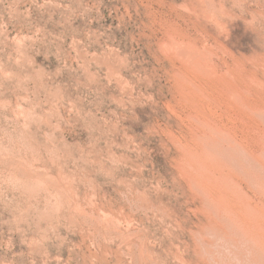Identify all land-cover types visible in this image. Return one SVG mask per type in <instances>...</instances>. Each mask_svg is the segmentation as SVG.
<instances>
[{"label":"rangeland","instance_id":"1","mask_svg":"<svg viewBox=\"0 0 264 264\" xmlns=\"http://www.w3.org/2000/svg\"><path fill=\"white\" fill-rule=\"evenodd\" d=\"M263 134L264 0H0V264H264Z\"/></svg>","mask_w":264,"mask_h":264},{"label":"bare ground","instance_id":"2","mask_svg":"<svg viewBox=\"0 0 264 264\" xmlns=\"http://www.w3.org/2000/svg\"><path fill=\"white\" fill-rule=\"evenodd\" d=\"M252 80V79H251ZM238 93V92H237ZM260 112V111H259ZM260 119V118H259ZM258 134V133H257ZM264 135V134H263ZM216 143V142H215ZM208 144V143H207ZM214 154V153H213ZM221 154V153H220ZM253 156V155H252ZM230 157V156H229ZM237 157V156H236ZM242 158V157H241ZM261 177V176H260ZM257 179V178H256ZM263 179V178H262ZM259 185V184H258ZM263 212V211H262ZM240 214V213H239ZM241 220V219H240ZM253 224V223H252ZM248 229V228H247ZM259 230V229H258ZM260 231V230H259ZM264 238V237H263Z\"/></svg>","mask_w":264,"mask_h":264}]
</instances>
